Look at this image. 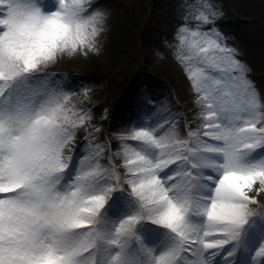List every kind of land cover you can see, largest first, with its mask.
<instances>
[{"label":"snow or ice","instance_id":"snow-or-ice-1","mask_svg":"<svg viewBox=\"0 0 264 264\" xmlns=\"http://www.w3.org/2000/svg\"><path fill=\"white\" fill-rule=\"evenodd\" d=\"M173 8L190 102L146 90L106 128L54 69L106 53L113 5L0 0V264H264V88L215 0Z\"/></svg>","mask_w":264,"mask_h":264},{"label":"rangeland","instance_id":"rangeland-1","mask_svg":"<svg viewBox=\"0 0 264 264\" xmlns=\"http://www.w3.org/2000/svg\"><path fill=\"white\" fill-rule=\"evenodd\" d=\"M108 2L114 11L106 53L65 63L54 70L71 72L77 79L96 85L95 98L109 106L111 117L115 118V122H111V117L105 122L106 128L123 123L137 97L146 90L158 97L177 96L187 106L191 100L189 84L163 43L175 26L174 0ZM215 3L223 12L217 24L228 35L229 42L239 47L241 58L251 69L250 78L264 88V0H215ZM169 21L172 30L167 34ZM156 49L166 56H158ZM95 68L103 74L94 72Z\"/></svg>","mask_w":264,"mask_h":264},{"label":"bare ground","instance_id":"bare-ground-1","mask_svg":"<svg viewBox=\"0 0 264 264\" xmlns=\"http://www.w3.org/2000/svg\"><path fill=\"white\" fill-rule=\"evenodd\" d=\"M173 20L175 21L176 19L173 18ZM171 30H172V25L170 24V21H169V23H168V25H167V27H166L167 34L170 33ZM256 75H257V74H256ZM257 76H259V75H257ZM180 104H181V107H184V106H185L184 103L182 104V103L180 102Z\"/></svg>","mask_w":264,"mask_h":264}]
</instances>
